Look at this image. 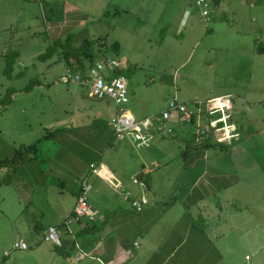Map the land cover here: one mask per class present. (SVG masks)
I'll list each match as a JSON object with an SVG mask.
<instances>
[{
  "label": "rangeland",
  "instance_id": "1",
  "mask_svg": "<svg viewBox=\"0 0 264 264\" xmlns=\"http://www.w3.org/2000/svg\"><path fill=\"white\" fill-rule=\"evenodd\" d=\"M185 7L192 15L181 23ZM216 10L204 23L194 0H0V180H10L0 185V264H78L75 248H58L44 233L66 220L86 177L94 218L126 214L115 216L120 224L107 242L101 238L122 246L124 264H264V102L258 101L264 99V54H251L256 43L264 49V0H222ZM195 14L200 31L192 34ZM86 40L94 43V60L120 61L128 106L138 119L163 112L178 92L206 90L210 63L214 81L240 89L247 98L235 99L232 115L242 136L237 147L220 148L225 176L219 182L204 176L188 194L200 176L191 166L202 160L197 150L204 149L205 118L183 125L175 112V136L154 133L142 148L116 140L110 125L116 105L61 81L72 68L62 58ZM57 41V51L42 57ZM252 58L257 66L249 76ZM222 66L226 73L216 69ZM206 100L181 101L191 109L200 103L206 114ZM33 144L36 150L27 151ZM92 163L107 164L119 178L141 171L143 163L155 166L145 177L151 205L133 213L122 193L92 173ZM215 187L222 189L218 208ZM198 194L209 200L194 202ZM85 236L79 235L81 247ZM20 240L29 248L13 249Z\"/></svg>",
  "mask_w": 264,
  "mask_h": 264
},
{
  "label": "built area",
  "instance_id": "2",
  "mask_svg": "<svg viewBox=\"0 0 264 264\" xmlns=\"http://www.w3.org/2000/svg\"><path fill=\"white\" fill-rule=\"evenodd\" d=\"M195 4L199 8L201 16L208 20L211 16L212 1L196 0ZM120 71V61L116 58L107 57L99 59L84 72L65 68L61 77L63 83H76L87 88L90 95L97 100L110 99L116 104L117 112L110 121L116 140L128 139L137 148H142L151 144L154 133L164 136L173 135L175 133V121L173 120L175 112L180 113L179 120L183 125L196 121L203 123L205 118V124H202L201 131H199L202 137L215 134V141L223 144H229L231 140L235 141L240 138L241 132H239L232 115L233 97L231 94L216 96L206 100L207 113L205 114L200 103H198L197 109H191L179 99L176 93L169 99L168 107L163 112L151 117L138 119L128 106L130 102L128 79ZM200 125L201 123H199ZM91 167L94 173L106 178L97 165L92 164ZM130 182L141 189L140 196H135L131 190H126L122 182L115 183L111 181V184L120 193L130 198L131 206L136 212H143L150 203L146 195L147 182L140 174L133 176ZM91 189L92 185L89 183L88 177L84 178L81 182L80 192L73 212L63 222L65 229L69 233L68 235L74 240L76 238L74 224L81 223L85 218L93 219L97 214V210L88 199ZM44 240L61 246L63 241L59 227L49 226L44 233ZM28 248L29 245L24 240L15 242L13 247V249ZM76 248L75 259L77 261L81 262L87 258H92L104 264L102 259L95 258L84 251L77 240Z\"/></svg>",
  "mask_w": 264,
  "mask_h": 264
},
{
  "label": "crops",
  "instance_id": "3",
  "mask_svg": "<svg viewBox=\"0 0 264 264\" xmlns=\"http://www.w3.org/2000/svg\"><path fill=\"white\" fill-rule=\"evenodd\" d=\"M195 1L196 0H194V3H195ZM211 1H212V5H211V16H210V18L208 20H205L201 16L200 10L198 8V16L197 17H198V19H200V21H202L204 23L210 21V19L212 20L213 18H215V15L213 13L215 12L216 9L217 10L219 9V6H220V3H221L222 0H220L219 2H215V0H211ZM189 15H192V11H191V9L185 7L184 14H183V16L181 18V23H183L184 20H185V17H188ZM197 17H196V14H195L194 20L192 21V19H191L193 25H192L190 31H191L192 34L200 31L199 30V26L195 24ZM229 31H233L234 32V30L232 28H230ZM251 54H256V55H258V54H264V49L262 48L261 45L258 46L257 43H256V47L254 49V52H252ZM262 65H264V64H262ZM211 66H213V68H215V65L214 64H211V63L209 64V67H204V70L207 72V81L208 82L206 84H204V86H202V87L206 88V90H198V91H195V92L187 91L183 96H181L179 94V92H178L177 95L179 96V98H181V100H184V98H188V100L190 102H193V101L194 102H201V101L203 102L206 99L208 100V99L213 98V97H216V96H221V95H225V94H233V96H234L233 102H232V112H233V108H234L233 106H234L235 99L238 98L239 100L244 101V100H246L247 97L244 96V95H242V93L240 92V89H237V88L235 89V88H232L230 86H221L216 81H214L213 74L215 73V71H213L211 69ZM256 66H257L256 65V60L254 58H252L251 63L249 64V68H250V71H249L250 74H249V76H251L253 74V72H256ZM220 68H224V67L223 66L222 67H216V69L218 71H219ZM222 72L223 73H226V69L224 68ZM256 90H257V87H251L250 88V91L251 92H254ZM251 96L253 98V94L252 93H251ZM258 101L264 102V99H258ZM153 115H155V114L147 115V113H144L142 115V118L151 117ZM239 131L242 132V130H240V129H239ZM174 136H175V133L173 135H170V136H167V137H174ZM215 138H216V135L215 134H211L209 136H204L203 137V140L200 142L201 143V146L204 147V149L203 150H201V149L200 150H197V153L203 154V156L201 157L202 160L201 161H197L195 163H192L191 162L192 163V166L191 167L193 169L200 168V172H199L200 176L197 177L194 181H192L188 185L189 186V190H188V194L189 195H191V194L193 195V193L197 189V183L200 182V181H202L203 178H204V176H209V181L215 182V183L216 182H219L220 179L225 176V174L222 172V169H221L222 165H221V162H219V159H220L219 156H220V153H222L224 150H226V149H233L234 147H237L236 145H234L237 140L233 141L231 144H223V143H221V144H223L221 146V145L217 144L218 142L215 141ZM220 148H222L224 150H221ZM188 149H190V146L189 145H188ZM210 151H213L212 152L214 154V157L213 158H211V157L208 156V153ZM199 154H197V155H199ZM189 156H191V154H188L187 155V157H186L187 159L186 160L189 159ZM199 164H201V165L199 166ZM185 165H187V162H186ZM141 167H142L141 168V171L136 172V173H133V174L129 175L128 177H122V178L121 177L120 178L117 177L115 175V173L112 171V169L107 164H103V163L101 164L100 163V165L98 166V169L101 170L104 173V175L106 176L107 179L105 177L101 176V175H99V176L102 177L103 179L107 180L109 182V184L114 189H115V187L111 184V181L112 182H115V183H118V182L121 183L122 182L121 180H123V181L127 182V184H128L127 186H130L131 187L128 190H131L135 196H140L141 195V189L138 186L132 184L130 182V179L133 176L138 175L137 173L142 172V175H143L142 177L145 180V177L147 178V176L149 174H151V173H154L153 170H155L154 169L155 166L148 167L147 165H145V163L141 164ZM91 169H92V167H91ZM92 173H94V172L92 171ZM94 174H96V173H94ZM96 175H98V174H96ZM125 179H128V180H125ZM135 188H138L139 189V191H140V194L139 195L136 194ZM148 189L149 190L152 189L151 188V185L149 184V182H147V190ZM221 192H222V189H220L218 187H215L213 189V196L215 197L214 198V202H215L214 205L217 208H218V201H220V200H218V195H221ZM123 197L125 199H127V201H129L128 202V204H129L130 203V199L127 196H125V195H123ZM196 197H197V199L194 202L209 200V198H207L203 194H198ZM187 199H189V198H187ZM177 200L178 199L176 197V201ZM129 205H131V203ZM150 205H151V200H150V203L148 204V206L145 208V210L143 212H145ZM73 209H74V207H73ZM73 209H72L71 213L68 216H70L72 214ZM130 209L133 211V213H138V214L143 213V212H136L132 208V206H130ZM125 215H126L125 213L124 214H119V212H113V213L105 212L104 214H101L99 216V219L93 218L92 220L96 221L98 224L103 223L102 229L100 230L97 227V228H95L94 231H90L91 234L90 235H86L84 237V247H82V248H85L86 249V252L90 253L93 257L102 259L103 262H104V264H124L122 262L125 259V250H123L122 246L119 245V244H117L115 246V244L110 240V238H109L108 244L104 245L103 242L101 241V238H106L105 242H107V237L110 236V235H112L113 233H116L117 228H118V226L120 224V222L116 221L115 216H123L124 217ZM67 217H65V218H67ZM106 217H107V219H106ZM209 217H211V214L209 215ZM83 220L84 221L82 223H75L74 224V228H75L76 233L81 228H83V227H85L87 225V221L90 220V218H85ZM63 222H64V220H63ZM62 224L63 223H61V225L58 226L60 228V231H61L62 240H63V238L64 239L65 238L66 239L67 238H70V236L65 231L64 227L62 226ZM98 232L100 233V237H96L97 236L96 234ZM90 236H95L94 240H92L90 238ZM136 243H138V245H136ZM134 245H135L136 248H139L140 247V243L139 242H134ZM102 250L105 251V254H106L105 257L102 254ZM116 251H117V253H116ZM95 261L98 262V260H96V259L87 258V259H85V260H83L81 262H84V264H93V263H95ZM76 262L78 264L81 263V262H79L77 260H76Z\"/></svg>",
  "mask_w": 264,
  "mask_h": 264
},
{
  "label": "trees",
  "instance_id": "4",
  "mask_svg": "<svg viewBox=\"0 0 264 264\" xmlns=\"http://www.w3.org/2000/svg\"><path fill=\"white\" fill-rule=\"evenodd\" d=\"M219 1L220 0H215V2H219ZM57 43H58V41L55 42L54 43V47L52 49H50L49 51H47L45 54H43L42 57L49 56V54L51 52L57 51V45H56ZM93 46H94V43L92 41L86 40V41H84V43L80 47H78L76 49H71L69 51L71 53V55H64V57L62 59H64V62L67 65L72 66V68L76 67V69L78 71H83L84 72V71L87 70V68L89 66H91L92 64H94L96 61L99 60V59L98 60H94L93 59V56H94V54H93ZM120 73H122V71H120ZM35 82H39V80H36ZM128 86H129V83H128ZM28 88L29 87H27L26 89H28ZM108 100H110V99H108ZM110 101H112V100H110ZM116 112H117V106H116ZM112 129H113V127H112ZM113 132H114V130H113ZM217 144H219L221 146L223 145L221 143H217ZM36 147H37L36 144H33L31 146H26V150L29 151V152H34L36 150ZM23 151H24L23 149H20L19 152H17V153L21 154V153H23ZM0 167H2V166H0ZM8 181H10V180L9 179L0 180V185L1 184H4V183H8ZM106 219H107V217H106ZM102 225H103V223L98 224L96 221H94L92 219L88 220L87 221V225L85 227L81 228L77 232L78 234L76 233L75 240L72 239L71 237L70 238H67V239L66 238L65 239L63 238V240H62L63 243H62L61 246H58V248L64 249V248L72 247V248H75V250H77V248H76V240L80 244L79 235H82V234L83 235H90L91 234L90 231H94L95 228H97V227L101 230L102 229Z\"/></svg>",
  "mask_w": 264,
  "mask_h": 264
}]
</instances>
